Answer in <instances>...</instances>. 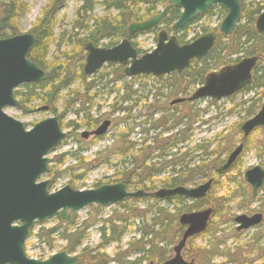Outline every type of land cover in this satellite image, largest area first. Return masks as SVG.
I'll use <instances>...</instances> for the list:
<instances>
[{"label": "trees", "instance_id": "16d2710c", "mask_svg": "<svg viewBox=\"0 0 264 264\" xmlns=\"http://www.w3.org/2000/svg\"><path fill=\"white\" fill-rule=\"evenodd\" d=\"M68 1L69 0H49L42 9L40 17L29 30V32L34 33L36 38L28 53V57L47 72V77L42 82L23 84L22 87H24L25 90L17 89L15 94L20 98L21 109L33 110L36 108L33 101H40L49 107L48 110L51 113H59L62 127L67 125L73 127V131L67 133V136H70L73 132H78L79 129H94L102 122V116H93L91 114L93 101L88 95L87 90L91 89L94 81H88L89 76L84 73V65H82V63L79 64L78 69L74 73L64 70L56 73L55 71L47 69L49 64L47 55L49 46L55 36L57 16ZM101 1L108 7L117 9L118 14L114 18L93 17L92 12L94 5L98 0H83V3L77 10V18L74 24L75 28H79L83 31L82 37H78L75 34V42L78 44L80 53H82L83 50L85 51V45L88 42L101 45V43L106 41L107 43H105L104 46H113L117 44L121 39L128 37V26L130 23L142 21L157 14L159 12L158 9L160 7L164 8L169 0ZM141 4L147 5L142 14H140V11L137 9ZM240 4L241 22L236 27L234 34L231 36L219 34L209 54L200 59H194L182 72L175 71L171 74L162 76L143 74L129 78L125 74L123 66L118 63L108 64V66H114L111 73L114 78L113 80L121 82L123 89L126 88V91L121 96L123 102H126L133 93L139 91L138 88L134 89V84L138 81L150 77L158 81H164L166 84L163 85V87L166 88V93L162 92L160 88L157 90L160 97H165L166 100L161 101L158 98L157 100L147 103V113L143 115L144 120L142 122L143 124L146 123L148 126L144 129L146 134L148 135L151 132L154 133L151 138H144L141 142H137L131 140L129 130L126 131V135L123 132L118 134L115 141V150L111 151L109 154L113 153L120 157L119 165L121 168L113 172L109 182L115 183L125 180L129 189L136 190L144 188L153 191L160 187L157 185L159 182H161V187H175L187 184L196 185L198 177L209 178L214 176L215 182L208 196L204 199L196 200H185L182 197H171L166 200L148 197L146 199L151 200L153 203H150L144 209H141L137 203L141 199H126V201L128 200L131 202V207L129 209L135 216L148 213L152 209L155 210V213L151 219L149 229H145L139 239L134 238L129 241L128 248L122 252V256L119 254L112 257L109 256L106 247L112 242H121L124 236V228L114 223H112V227L108 231L104 230L105 228L102 227L100 230L104 232H102L99 244L94 247H89L85 245V242L88 238L87 228L90 223L86 221L78 225L75 214L69 221H65L64 225L59 222L58 226L41 227L39 229L38 235L46 239L50 249L53 248L54 242L57 239H62L66 241L64 246L66 251L69 253L76 252L78 254V264H110L113 260H116L118 264H139L144 259L155 261L153 264L162 263L171 257L173 247L182 238L184 226L179 223V216L184 212L201 209L203 206H213L215 212L213 213L212 220H210L208 229L204 233L192 236L188 239L187 244H190L191 249L187 250L186 244L183 249V255L190 259H196L197 264H211L212 260L220 254H224L230 259L236 254L230 249V246L225 243L223 244V248H225L226 251H220L221 243H217L218 240L213 239L219 238L218 235H216V230L219 228L220 222L224 218L230 219L231 221L233 220V215L230 217V214H233V212L230 211V208L226 204L231 201L233 197H240V205L245 204L248 206V202H251L253 198L251 195L247 196L246 192L241 194L240 188L244 186L240 184L239 188L237 187L229 196H222L218 201L217 198L211 201L209 197L213 189L223 184L220 178L224 173H219L217 169L225 162L237 140L234 137L227 141L224 147L215 145L211 150H209V145L195 147L196 149L200 148L204 155L212 157V159L211 164L207 163L209 162L207 159L208 157L202 158L199 163L194 164L192 158L187 159L190 156L188 152L179 151H181V147L183 146L180 145L189 140L191 125L197 118L201 117L202 110L194 107L195 101H185L173 105L171 102L178 97L189 96L194 88L204 83L205 77L209 72L217 70L225 65L236 63L241 59L240 57L233 58L234 55L242 54V57L257 55L258 63L253 71V81L245 86L239 93L248 94L254 89L257 90V98L248 99L247 103H250L247 108H244L246 119L256 114L260 109L264 99V34L256 31L255 21L258 15L264 11V0H240ZM216 8H219V12L224 18L226 13L222 7H210L204 15L195 17L182 29L175 32L179 42H188L189 40L185 38L189 26L203 17H212L216 14ZM28 11L29 4L26 0H0V38L20 34L21 29L19 21ZM179 15L180 9L172 8L169 14L163 19L162 26L155 27L151 30V32L156 34L155 42L157 41L158 30L164 28L168 32L172 31V26ZM81 19L87 22L84 23ZM218 28L219 27L210 29L208 27H202V31L204 33L210 31L218 32ZM133 44L137 47L136 42H133ZM138 51L140 53L146 52L140 48H138ZM77 53L79 52H76L74 56ZM70 56L72 58L74 57L73 55ZM81 59L83 58L81 57ZM75 81H79L81 85L80 88L77 89L73 87ZM145 85L146 84L143 82L140 83L143 90H146ZM259 89L261 90L258 91ZM237 94L238 93H235L228 98H233ZM61 101L62 110L59 111V103ZM245 103V100L242 101L243 105H245ZM121 108H123L122 105L118 108L116 103L112 104V112L118 109L121 110ZM128 110V107L125 106L124 112H126L127 116ZM68 112H73L78 119L81 117L80 123L73 120L67 125L63 124V119H65ZM155 114L159 116L155 117ZM105 115H110V112ZM124 118L123 121L128 117ZM115 126H117V124ZM259 129L264 130V127ZM169 132H172L170 136H163L165 133ZM75 135L77 136L78 134ZM218 138L227 139V137L222 136ZM250 141L251 137L245 140V147ZM63 161V156L57 158L59 164H62ZM238 163L239 158L228 171L237 168ZM81 164L84 165V159L79 156L78 165ZM237 169L238 174L241 175V168ZM62 173L61 171L53 170L51 167V172L49 173L51 177L49 183L50 189L54 188L57 177ZM166 173H168L166 177L160 178L161 175ZM235 176L236 175L230 176L229 178L234 180L236 179ZM84 178L85 173L74 177L76 181ZM241 181L246 185L242 179ZM101 184L102 182L99 181L95 186L97 187ZM163 202L167 203L168 206L172 205L174 207L172 213L168 208L161 205ZM95 208L97 211L100 210L98 206H95ZM117 218L122 220V217ZM215 224L216 226L214 227ZM34 229L35 227L32 229V232ZM209 232L213 236L211 243L208 244L209 246L199 247L200 249L195 252V246L191 244H194L196 238ZM263 238L264 237L254 236L252 250L249 246V251L255 253V256H258V260H260L258 264H264V244H261ZM136 253L142 254L134 260L126 259L129 254L134 255ZM232 261L237 263L235 260ZM241 264H251V261L249 262L248 258H245Z\"/></svg>", "mask_w": 264, "mask_h": 264}, {"label": "water", "instance_id": "95a60500", "mask_svg": "<svg viewBox=\"0 0 264 264\" xmlns=\"http://www.w3.org/2000/svg\"><path fill=\"white\" fill-rule=\"evenodd\" d=\"M214 5H220L226 11L219 32L232 35L241 20L239 0H169V4L160 13L144 21L130 23L129 37L118 44L105 47L88 42L85 46L87 54L84 72L92 75L109 62L125 66V74L129 77L140 74L161 76L183 71L193 59L204 57L210 52L216 40L215 33H206L191 42L180 44L174 33L170 34L163 29L158 32L155 48L143 54H139L130 37L160 25L171 8L181 9L172 26L173 31H176ZM255 28L259 33H264V11L258 16ZM35 38L31 32L0 38V264L79 263V256L66 250L56 252L46 259L28 256L26 242L37 222L57 216L67 221L74 213L91 205L105 207L127 198L154 196L162 199H204L207 196L213 177L197 186L161 187L155 191L129 190L124 180L89 189H76L67 183L51 191L50 180L41 178L51 171V158L47 155L55 151L67 136L61 126L60 115L49 116L28 130L24 122L5 111L8 106L20 105L15 95L18 86L42 82L47 77V72L28 57ZM257 61V56L244 57L235 64L210 72L204 83L190 96L177 98L172 104L203 98L219 100L233 95L252 81ZM38 110L45 111L47 107L42 106ZM110 124L111 121L106 119L95 130L83 131L82 136H101L107 132ZM259 127H264V102L254 116L242 123L243 140ZM243 148L244 143H240L218 171H227L241 155ZM244 176L255 194L264 185V168L260 165L247 169ZM212 213L213 208L210 207L180 215L179 223L185 225L186 229L174 246V255L162 264H194V260L184 259L182 251L191 236L207 229ZM261 220V213L252 216L238 214L235 217L238 230L255 226Z\"/></svg>", "mask_w": 264, "mask_h": 264}, {"label": "rangeland", "instance_id": "374dc122", "mask_svg": "<svg viewBox=\"0 0 264 264\" xmlns=\"http://www.w3.org/2000/svg\"><path fill=\"white\" fill-rule=\"evenodd\" d=\"M26 1L29 4V11L19 21L21 33L29 32L36 20L40 17L42 9L49 0ZM82 3L83 0H69L65 7L59 12L55 27V36L49 46L47 55V61L49 63L47 66L48 70L55 71L56 73L60 72L61 70L74 73L78 69L79 64L82 63V65H84L86 51L83 50V52L80 53L78 44L75 42V34L78 37H82L83 31L79 28H75L74 26L75 20L77 18V10ZM146 7V4H141L137 9L140 11V14H142ZM161 9L163 8L160 7L158 10L161 11ZM215 11L216 14L212 17H203L196 23L189 26L188 30L186 31L187 34L185 39L191 40L196 36L204 34L202 27H208L210 29L219 27L223 17L219 12V8H216ZM117 14V9L108 7L101 0H98V2L94 5L92 12L93 17L114 18ZM83 22L86 23L87 21L83 20ZM155 35L156 34L153 32L138 33L133 37L132 40L133 42L137 43V47L141 50L150 51L156 46ZM105 43L107 42L105 41L101 43V46H104ZM76 52L79 53L74 56ZM70 55H73L74 57L72 58ZM81 57L83 59H81ZM238 57L243 58L242 54L233 56V58ZM113 69L114 66H108V64H106L94 75H90L88 77L89 82L94 81L91 89L87 90L88 95L93 101L91 114L93 116L101 115L102 120L110 119L112 121L108 132L102 137L97 138L90 136L87 140H84L81 137V132L85 130V128H83L79 129L78 132H73L72 135L67 136L63 140L58 148L49 155L51 158L52 169L63 172L60 174V176H58L59 178L57 177L56 184L54 188L51 189V191H55L67 183H70L74 188L77 189L96 188L95 184H97L99 181H101L102 184L110 183L109 181L111 180V175L113 172L121 168L119 165L120 157L113 153L109 154L111 151L115 150V141L118 134L123 132L126 135V131L129 130L131 140L137 142H141L144 138L150 139L154 134L152 132L148 134L149 136L146 134L144 129L148 126L146 123L143 124L142 122L144 120L143 115L147 113V103L157 100L158 98L161 101L166 100L165 97H160L157 91L160 88L162 89V92L166 93V88L163 87V85L166 84L164 81H158L157 79L150 77L138 81L134 84V89L138 88L139 91L133 93L126 102H123L121 96L126 91V88L123 89L121 82L113 80L114 78L111 74ZM142 82L146 84V90H143V87L140 86V83ZM80 86L81 85L79 81H75L73 83L74 88L78 89ZM17 89L23 91L25 90L21 85ZM260 90L261 89L258 91ZM256 91L257 90L254 89L248 94L238 93L233 98H224L221 100H212L209 98L196 100L194 107L202 110L201 117L197 118L192 123L189 132V140L180 145L183 146L179 152H188L190 156L187 159L192 158L194 160L193 163L197 164L202 160V158H206L208 156L204 155L200 148L196 149L195 147L209 145V150H211L215 145L224 147L227 144V141L235 137L237 141L235 146L232 148L233 150L239 143H241V125L248 119L245 117L244 108H247L250 103H247L248 99L257 98ZM244 100L246 101L245 105L242 104V101ZM33 103L36 105V108L33 110H24L19 107H6L5 111L10 116H13L24 122L27 128L30 129L37 122L53 115V113H51L49 110H38L43 106L42 102L33 101ZM113 103H116L118 108H120V105H122L123 108H121V110L118 109L112 112ZM61 104L62 101L59 103V111L62 110ZM125 106H127L129 109L127 111L128 116L126 112H124ZM109 112L110 115H105ZM158 116V114H155V117ZM124 117L128 118L123 121L125 119ZM73 120H76L80 123L81 117L78 119L73 114V112H68L65 119H63V124L67 125ZM116 124L117 126H115ZM63 128L66 132L73 131V127L69 125ZM171 133L172 132L165 133L163 136H170ZM75 134L78 135L76 136ZM221 136L227 137V139L224 140V138H218ZM250 137L251 141L248 143V145H246L242 156L239 158L237 168H241V175L238 174L237 168L231 169L227 173H224V175L220 178L223 184L218 185L211 192L209 197L211 201L214 198H217L218 201L222 196H229L232 191L236 190L237 187L239 188V184L244 186L240 188L241 194L246 192L248 196L252 193V188L245 182L243 174L245 170L256 165H260L264 168V130L257 129L249 136V138ZM60 156H63L64 159L62 164L57 162V158ZM79 156L83 157L84 165H78ZM207 159L209 162H206L211 164L212 157H208ZM82 173H85V178L76 181L74 177L81 175ZM167 175L168 173L163 174L160 176V178L166 177ZM234 175H236V179L231 180L229 177ZM42 179L51 180V177L49 175H45L42 177ZM205 179L206 178L198 177L197 184H200ZM241 179L246 183V185L242 183ZM160 184L161 182L157 184L158 187H161ZM187 185L194 186L191 184ZM240 199V197H233V199L226 204L230 208V211L233 212V214H230V217L233 215L232 217L234 218L235 215L238 214H250L256 211H262L264 213V186L260 189L259 194L253 200V202H248V207L245 204L240 205ZM137 203L141 209H144L153 202L151 200L141 199ZM161 205L168 208L171 213L173 212L174 207L172 205L168 206V204L165 202H163ZM95 206L98 205H91L78 211L75 214L76 221L78 225L83 224L86 221L90 223L87 228L88 238L85 242V245L89 247H94L95 245L99 244L102 237V232H104L100 230L102 227L105 228L104 230L108 231L111 229L112 223H114L115 225L124 228V236L122 237L121 242H112L106 247V251L111 257L115 256L116 254L122 256V252L128 248L129 241L133 240L134 238L139 239L140 235L144 233V230L149 229L151 219L155 213V210L152 209L148 213L135 216L129 209L131 207V202L128 200H124L120 202V204L114 203L105 207L98 206L100 207V210L98 211ZM202 208H205V206ZM117 217H122V220H119ZM59 222L64 225V222H62L58 217L51 218L45 222L37 223L35 225V229L26 243V250L29 256L35 258H48L52 253L64 249L66 244L65 240L57 239L54 242L53 248L50 249L46 239L38 235L39 229L41 227L58 226ZM215 226L216 224L214 227ZM236 226L237 225L234 220L231 221L230 219L224 218L220 222L219 228L216 230V235L219 237L218 239H213L212 234L209 232L196 238L194 244L191 245L195 246L194 249L195 252H197L200 249L199 247H208V244L211 243V240L213 239L218 240L217 243H221L220 251H226V249L223 248V244L225 243L229 245L230 249L236 253L231 257V259L237 261V263L233 262L230 258H227L224 254H220L212 260L211 264H241L245 258H248V261H251V264H258L260 260H258V256H255V253H251L249 251V246L252 250V245H254V236L264 237V222L257 228H251L243 232H237ZM261 244H264V238ZM186 249H191L190 244H187ZM140 254L142 253H136L134 255L129 254L126 259H137ZM173 255L174 252L172 250L171 257ZM182 256L184 257L183 252ZM184 259L186 261L193 260L187 257H184ZM194 260L195 264H197L196 259ZM151 262L155 263V261L144 259L139 264H150ZM110 264L118 263L116 260H113L110 262Z\"/></svg>", "mask_w": 264, "mask_h": 264}, {"label": "flooded vegetation", "instance_id": "af4514ba", "mask_svg": "<svg viewBox=\"0 0 264 264\" xmlns=\"http://www.w3.org/2000/svg\"><path fill=\"white\" fill-rule=\"evenodd\" d=\"M90 136H92V135H90ZM89 136V137H90ZM247 183V182H246ZM247 184H249V183H247ZM250 185V184H249ZM251 186V185H250ZM251 188H252V193L250 194L251 196H252V198H253V200L257 197V195L259 194V191L260 190H258V192L255 194L254 193V190H253V187L251 186ZM253 200L251 201V202H253ZM248 207V206H247ZM257 213H261L262 214V220H261V222L260 223H258L257 225H255V226H252V227H250V228H248V229H243V230H238L237 229V226H236V231L237 232H243V231H247V230H249V229H251V228H257V227H259L263 222H264V213L262 212V211H256V212H253V213H250V214H248V213H243V214H247V215H249V216H252V215H254V214H257ZM235 218V217H234ZM234 218H233V220H234ZM260 233V232H259ZM258 237V236H257Z\"/></svg>", "mask_w": 264, "mask_h": 264}]
</instances>
